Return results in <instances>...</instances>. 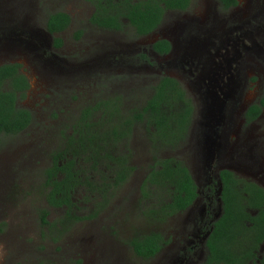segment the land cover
I'll return each mask as SVG.
<instances>
[{"label":"rangeland","instance_id":"rangeland-1","mask_svg":"<svg viewBox=\"0 0 264 264\" xmlns=\"http://www.w3.org/2000/svg\"><path fill=\"white\" fill-rule=\"evenodd\" d=\"M240 1L223 10L218 0H195L188 11H168L157 30L138 38L129 28L93 25L86 0H0V65L21 64L30 89L20 104L34 116L28 129L0 139V264L203 263L208 228L222 211L220 170L264 187V111L251 123L244 115L264 96V0ZM53 11L72 18L57 34L64 42L59 49L46 28ZM161 38L173 44L167 56L151 49ZM163 75L186 86L195 111L185 140L159 154L189 168L198 199L164 222L143 213L141 185L156 151L138 126L130 142L137 168L130 180L94 219L74 223L53 240L41 226V210L48 208L43 172L81 109L115 95L123 96L125 112L139 108ZM75 199L81 215L96 209L83 192ZM64 213L50 208L48 219ZM152 231L168 243L152 258L139 257L129 240Z\"/></svg>","mask_w":264,"mask_h":264},{"label":"trees","instance_id":"trees-1","mask_svg":"<svg viewBox=\"0 0 264 264\" xmlns=\"http://www.w3.org/2000/svg\"><path fill=\"white\" fill-rule=\"evenodd\" d=\"M93 7L90 22L100 28L123 31L129 28L136 37H145L161 25L168 11H188L195 0H86ZM223 10L238 6V0H218ZM72 22L66 11L48 14L46 28L53 45L64 44L57 34ZM82 31L77 33L80 37ZM152 50L160 55L171 52L167 39L155 41ZM148 59L146 55H140ZM21 64L0 65V139L16 136L33 122L32 112L21 106L30 89ZM121 95L98 99L84 105L64 145L54 151L44 169L41 194L48 208L41 210L42 227L59 241L65 230L76 222L94 219L114 198L116 190L126 184L136 166L130 145L135 129L143 126L155 149L152 163L141 185L143 213L150 220L164 222L191 207L199 197V187L189 168L175 157L159 151L176 148L192 123L193 100L174 77L163 75L151 87L141 107L125 112ZM264 110V97L246 112L253 122ZM221 214L208 228L205 241L207 255L202 264H264V187L236 175L230 169L219 172ZM83 192L96 209L81 215L76 195ZM50 208L63 209L57 221L48 219ZM168 240L159 231L139 234L129 240L136 255L156 256Z\"/></svg>","mask_w":264,"mask_h":264},{"label":"flooded vegetation","instance_id":"flooded-vegetation-1","mask_svg":"<svg viewBox=\"0 0 264 264\" xmlns=\"http://www.w3.org/2000/svg\"><path fill=\"white\" fill-rule=\"evenodd\" d=\"M239 1V3H238V6L240 5V0H238ZM237 7V6H236ZM236 7H234V8H236ZM192 9V8H191ZM230 9H233V8H230ZM230 9H228V10H230ZM184 12V11H183ZM161 39H165V38H161ZM159 40V39H158ZM168 41H170L169 39H167ZM157 41V40H156ZM155 42V41H154ZM153 42V43H154ZM170 43H171V47H172V50H173V44H172V42L170 41ZM152 46V45H151ZM152 49V48H151ZM172 50H171V52H172ZM152 51H154V50H152ZM155 52V51H154ZM171 52L170 53H168V54H165V55H161V56H167V55H169V54H171ZM156 53V52H155ZM158 54V53H157ZM160 55V54H159ZM173 77V76H172ZM175 78V77H174ZM178 80V79H177ZM179 81V80H178ZM180 82V81H179ZM181 83V82H180ZM181 86H182V88L186 91V93H187V95L193 100V98L190 96V94L188 93L189 91H187L186 89V86H184L182 83H181ZM262 97H264V96H262ZM262 97H260L256 102H254V103H259L260 102V100H261V98ZM254 103H252V104H254ZM193 104H194V101H193ZM252 104H250L247 108H246V111H245V113H244V115H245V118H246V112H247V110L252 106ZM264 111V110H263ZM263 113V112H262ZM262 113H261V115H262ZM259 118V117H258ZM247 120V119H246ZM257 120V119H256ZM248 122V121H247ZM248 123H251V122H248Z\"/></svg>","mask_w":264,"mask_h":264}]
</instances>
